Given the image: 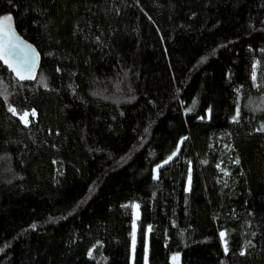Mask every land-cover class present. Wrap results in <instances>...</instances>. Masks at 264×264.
<instances>
[{"label":"trees","instance_id":"16d2710c","mask_svg":"<svg viewBox=\"0 0 264 264\" xmlns=\"http://www.w3.org/2000/svg\"><path fill=\"white\" fill-rule=\"evenodd\" d=\"M6 15L38 65L0 62V264H264V0Z\"/></svg>","mask_w":264,"mask_h":264},{"label":"snow or ice","instance_id":"6c2138e0","mask_svg":"<svg viewBox=\"0 0 264 264\" xmlns=\"http://www.w3.org/2000/svg\"><path fill=\"white\" fill-rule=\"evenodd\" d=\"M12 16H4L3 18H0V61H3L5 64L8 65V68L16 74V77L19 80H28V79H34V70L36 63L38 61V54L35 53L34 49H31L32 55L25 56L21 61L18 62V66H14L12 60L13 56L15 54L14 50L19 48L20 45L18 43H14L12 37L14 36V33L12 32ZM21 51H24L23 48L20 49ZM253 79L255 80V75H253ZM195 104V101L193 102ZM9 111H11L14 115L16 114V110L14 108H9ZM191 111V109H189ZM29 113L25 112L21 117V121L27 126L28 124V117ZM31 115L35 117L36 113L33 110ZM239 117V111L236 113V117H234V122L238 120ZM262 131H264V127L261 128ZM175 153H173V156ZM172 157H169V160H171ZM168 161H165L167 163ZM236 163H239V160L236 161ZM227 175V173H225ZM191 183V177H189V185ZM133 207L138 209V205H134ZM226 234L224 232L220 233V238L222 241H224V251L225 253L228 252L227 247V241L225 239ZM135 239L133 234V240ZM244 253L242 252L241 255ZM91 256V252L89 253ZM179 260L178 256L173 257L174 264Z\"/></svg>","mask_w":264,"mask_h":264},{"label":"water","instance_id":"95a60500","mask_svg":"<svg viewBox=\"0 0 264 264\" xmlns=\"http://www.w3.org/2000/svg\"><path fill=\"white\" fill-rule=\"evenodd\" d=\"M8 16V15H6ZM3 18V17H2ZM11 25H12V32L14 33V36L12 37L13 39V42L14 43H18L20 45L19 48L15 49L14 52V56H13V64L14 66H18V62L21 61L25 56H31L32 53H31V49H34L29 43H27L25 40H23L15 31V28H14V25H13V20L11 21ZM23 48L24 51H21L20 49ZM35 50V49H34ZM35 53L37 54V52L35 51ZM2 63V65L9 69L8 68V65L5 64L3 61H0ZM38 65V61L36 63V66H35V70H36V67ZM35 70H34V73L33 75L35 74ZM10 72H12L10 69H9ZM15 76L16 74L14 72H12ZM29 80V79H28Z\"/></svg>","mask_w":264,"mask_h":264},{"label":"rangeland","instance_id":"374dc122","mask_svg":"<svg viewBox=\"0 0 264 264\" xmlns=\"http://www.w3.org/2000/svg\"><path fill=\"white\" fill-rule=\"evenodd\" d=\"M253 102V101H252ZM250 103L251 104V108L254 109V110H263L264 111V97L257 100V101H254L253 103ZM219 120H223L224 119V115H220V117H218ZM138 221V211L135 210L134 211V217H133V227L136 228V223ZM174 256H178L177 254H173L171 256V264H174V261H173V257ZM179 257V256H178ZM176 264H179V260L176 262Z\"/></svg>","mask_w":264,"mask_h":264}]
</instances>
